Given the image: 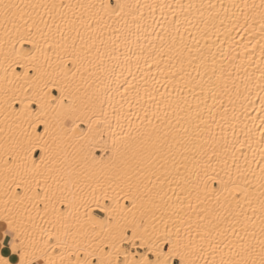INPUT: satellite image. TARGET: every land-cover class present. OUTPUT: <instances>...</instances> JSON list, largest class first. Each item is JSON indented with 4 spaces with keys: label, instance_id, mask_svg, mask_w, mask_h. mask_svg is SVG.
Masks as SVG:
<instances>
[{
    "label": "snow or ice",
    "instance_id": "snow-or-ice-1",
    "mask_svg": "<svg viewBox=\"0 0 264 264\" xmlns=\"http://www.w3.org/2000/svg\"><path fill=\"white\" fill-rule=\"evenodd\" d=\"M143 7L0 0V264H264V132L254 138L237 115V105L246 115L258 98L264 129V64L253 83L236 58L226 67L221 55L217 67L222 46L193 54L183 45L173 56L159 37L172 91L145 80L141 96L139 83L113 76L123 46L117 25ZM156 7L148 5L153 20ZM158 7L172 11L179 34L174 6ZM230 7V24L250 35L259 24L264 61V0ZM215 20L202 22L225 28ZM153 54L154 46L146 64ZM117 95L121 111L126 102L144 113L134 135L112 130L108 109L121 126Z\"/></svg>",
    "mask_w": 264,
    "mask_h": 264
},
{
    "label": "bare ground",
    "instance_id": "bare-ground-1",
    "mask_svg": "<svg viewBox=\"0 0 264 264\" xmlns=\"http://www.w3.org/2000/svg\"><path fill=\"white\" fill-rule=\"evenodd\" d=\"M125 4L135 5L141 4L144 7L137 12H134L132 15H126L124 20L120 21L117 27L121 28V39L118 42L123 45L120 48V53L118 59L115 63L119 64V67L116 68L115 76H119L120 81L122 82L125 77L129 82L134 86L137 83L141 85V96H143V82L147 80L149 83L155 80H159L160 92L165 91V87L160 85H167L169 91H172V86L167 84L164 76L168 74V68L170 67L168 60V55H163L161 53V41L159 37L164 38V49L163 52H168V49H172L171 55H176L177 47H182L183 45H188L193 54L196 53L197 47L203 50L211 47L212 52H217V49L222 46V53L217 55V67L220 66L221 55L224 57L223 63L227 67L229 66L228 61L235 59V64L240 66L243 62V67L241 68V75L244 74L243 69L248 68V72L253 74V83H256L259 78V71H254L255 68L264 64V61L261 60L259 44L258 41L261 40V34L259 31V24H255L252 29V34L250 35L247 32H244L238 26L230 24L228 21L232 17L233 13L236 12L235 9L230 6L233 4H259L260 0H122ZM161 4H171L174 6L173 11L176 12V16L181 20L179 25V34L175 31V23H170L174 21L172 11L165 8L163 14L161 13L160 8L158 7ZM184 5L185 8L181 11L178 8H175L176 5ZM148 5L157 6L154 11L155 20H153L152 15H150V9ZM188 5H194L195 7L188 8ZM224 5L228 7V11L225 12L220 6ZM203 6V7H201ZM140 12L143 13V19H140ZM165 16L167 19H165ZM210 17H216L215 23L217 28H219L220 21L223 20L225 28L228 30L230 35H225V28H219V31L214 29L211 23H208L207 26L202 21H209ZM157 21L159 23H157ZM139 25V27H138ZM147 25V27H146ZM207 32V36L204 33ZM175 39L176 44L173 45L172 40ZM227 41L226 43H223ZM155 47L156 53L159 55L153 54L149 56L148 63H145V56L148 55V52L152 47ZM143 52V54H141ZM207 55V52L205 51ZM184 55L187 56V50H185ZM159 60L160 69H163V73L158 71L157 67L153 63V60ZM106 63H109L106 61ZM175 63V60H173ZM200 61H197L199 64ZM251 63V67H249ZM151 65V67H149ZM178 68L179 65L177 64ZM191 71L193 76H196V71L193 69H187ZM175 69H173L174 71ZM135 77V79H133ZM103 80V76H101ZM108 83L107 81H104ZM113 88L115 84L112 85ZM127 87V86H126ZM124 89L121 88L120 92H123ZM135 93V87L130 88L127 96H125V101L132 100ZM120 96L117 95L114 97V103L116 104L117 115L119 116L120 127L116 124V117L112 115V110L108 109V119L112 121V130L116 132L117 136L122 135L125 132H131L135 134V128L140 124V118L143 117L144 113L141 111L137 114L135 110L132 112L128 111V104L125 102L123 110H120ZM211 103V101H209ZM225 106L227 107V97H225ZM107 107V106H106ZM242 109L237 105V115L239 116L240 127H243L244 124H247V127L251 129V135L259 139L261 132H264V129L260 127V116L262 115L259 111V99L256 98L255 103L252 105H247L246 115L241 114ZM127 117V118H126ZM229 117H231V110H229ZM132 121V129L129 128L128 120ZM219 119V117L217 118ZM78 124L85 126L82 128L85 132L88 131L87 123H81L78 121ZM3 127V116H0V128ZM71 129V125L68 126ZM240 127L237 128V132L240 131ZM231 135V133H229ZM107 136V133H106ZM68 145L69 151H73L74 146L77 144L76 138L73 136L71 131L68 132ZM109 143H111V137L107 136ZM243 138V137H241ZM3 137L0 135V141ZM259 159V157H257ZM256 168V165H253ZM0 170H2V161H0ZM258 172V168H257ZM0 211H2V203H0ZM83 209H81V213ZM6 229V223L0 221V234Z\"/></svg>",
    "mask_w": 264,
    "mask_h": 264
},
{
    "label": "rangeland",
    "instance_id": "rangeland-1",
    "mask_svg": "<svg viewBox=\"0 0 264 264\" xmlns=\"http://www.w3.org/2000/svg\"><path fill=\"white\" fill-rule=\"evenodd\" d=\"M80 127H81V128H86L85 126H82L81 124H80ZM85 131H86V130H85Z\"/></svg>",
    "mask_w": 264,
    "mask_h": 264
},
{
    "label": "crops",
    "instance_id": "crops-1",
    "mask_svg": "<svg viewBox=\"0 0 264 264\" xmlns=\"http://www.w3.org/2000/svg\"><path fill=\"white\" fill-rule=\"evenodd\" d=\"M0 235H2V234H0Z\"/></svg>",
    "mask_w": 264,
    "mask_h": 264
}]
</instances>
